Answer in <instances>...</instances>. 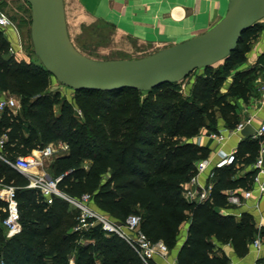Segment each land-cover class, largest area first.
<instances>
[{"label":"trees","instance_id":"1","mask_svg":"<svg viewBox=\"0 0 264 264\" xmlns=\"http://www.w3.org/2000/svg\"><path fill=\"white\" fill-rule=\"evenodd\" d=\"M262 27L256 22L245 30L220 69L204 68L205 75L195 80L203 85L199 103L191 98L168 101L177 98L171 87L174 82L155 87L143 99L136 95L141 91L133 88L76 90L83 97L81 103L91 106L85 109L83 121L75 119L66 102L53 117L52 107L60 94L48 92L51 74L43 65L11 53L0 29V88L18 98L27 119L12 110L0 115V137L4 136L0 153L14 160L53 141L66 143L68 150L50 163L54 177L63 174L58 188L72 196L89 189L93 205L118 221L131 213L139 215L141 230L153 241L162 240L169 250L187 221L178 264H227L229 259L218 253L216 242L230 243L239 256L246 255L258 233L253 215L242 212L236 218L220 213L219 208L230 207L222 190L250 186L253 170L236 178L231 172L238 170L236 163L254 162L259 140L242 141L235 163L217 170L211 198L194 203L183 197V184L194 173V162L207 157L209 149L177 138H191L202 127L216 130L219 116L229 127L236 125L232 100L252 93L257 71H235L228 91L216 90L227 73L244 62V53ZM123 91L132 96L119 98ZM154 118L161 122H153ZM86 160L88 167L83 165ZM0 183L15 187L21 222V230L11 237L0 227V264H70L71 256L73 264H143L115 234L107 236L98 228L73 231L78 212L58 196L48 203L38 189L28 186L27 174L2 159ZM260 262L264 264V259Z\"/></svg>","mask_w":264,"mask_h":264},{"label":"water","instance_id":"2","mask_svg":"<svg viewBox=\"0 0 264 264\" xmlns=\"http://www.w3.org/2000/svg\"><path fill=\"white\" fill-rule=\"evenodd\" d=\"M34 54L47 72L72 90L150 91L224 60L243 32L264 19V0H228L224 16L206 31L139 58L96 59L79 51L67 26L65 0H27ZM248 123L240 131L250 136Z\"/></svg>","mask_w":264,"mask_h":264},{"label":"built area","instance_id":"3","mask_svg":"<svg viewBox=\"0 0 264 264\" xmlns=\"http://www.w3.org/2000/svg\"><path fill=\"white\" fill-rule=\"evenodd\" d=\"M9 26H13V22L4 12L0 11V29H5ZM260 77L258 99L261 103H264V67H262ZM19 105V100L15 95L0 88V115L5 110L14 111V108ZM251 120V117L240 120L233 127L232 132H240L246 124L251 123ZM207 137L217 143H222L225 141L227 135L217 130H210L207 132ZM251 138L259 140V150L257 157L251 164L253 174L250 186L222 190L226 202L230 207H223L221 211L224 214H233L236 217H240L242 212L231 213L227 210L249 206L248 203L251 199L256 197V201L249 206V208L258 211L255 221L258 233L253 239L251 247L257 252H261L264 250V235H262V231H264V214L260 211L259 201L264 197V122L254 129ZM3 140L4 136L0 137V146ZM60 149L67 150L68 145L61 142ZM55 151L56 149L53 147V144L48 143L42 149L38 150L39 155L31 152L27 155L17 156L14 160H9L0 153V159L27 174L29 177L28 186L38 189L48 203L52 201L53 196H58L66 200L69 206L78 212L77 222L73 226V231L83 232L98 228L107 236L115 234L133 249L143 264H157L155 257H166L169 254V248L162 240L153 241L141 230L139 215L131 213L124 221H118L109 214L96 208L92 203V195L90 193L83 192L79 196H72L60 190L58 188V182L63 177V174L56 177L48 176L45 171L31 174L33 167H39L41 165L40 157L51 156ZM237 151L236 148L230 151L219 149L216 152L215 159L208 156L197 159L194 162V173L183 184L182 195L185 200L194 203H202L209 200L214 189L217 170L223 166L235 163ZM60 154L62 153L58 155ZM0 227L4 229L8 237L17 234L21 230L20 212L15 196V187L1 183ZM69 263H74L73 256L69 258ZM227 264L236 263L230 261Z\"/></svg>","mask_w":264,"mask_h":264},{"label":"crops","instance_id":"4","mask_svg":"<svg viewBox=\"0 0 264 264\" xmlns=\"http://www.w3.org/2000/svg\"><path fill=\"white\" fill-rule=\"evenodd\" d=\"M78 7L87 14V16L97 19L102 18L116 25L119 31L131 33L141 40L153 41L156 43L174 44L198 35L215 23H217L226 13L228 0H75ZM15 26H9L3 31L4 36L10 43V51L16 57L21 55V46L17 41V33ZM247 61L236 69L243 71L255 69V65L260 59H264V27L259 31L257 37L253 40L249 51L247 52ZM22 56V55H21ZM17 57L19 59H25ZM26 60V59H25ZM28 61V60H27ZM264 65V63L261 64ZM261 74V73H260ZM260 74L257 76L255 88L252 93L248 94L247 98L241 97L232 100L236 103V114L238 122L242 119L251 117V125L257 128L264 122V103L258 99V86L261 81ZM231 82V81H230ZM230 82L227 83L223 91L230 87ZM237 124V123H236ZM233 127H229L223 117L219 116L216 123V130L227 135L222 143H217L207 137V132L210 131L204 128L199 134L193 137V141L208 147V157L216 158V152L219 149L230 151L234 148L238 150L240 143L250 136H243L240 132H232ZM66 152V151H65ZM64 152V153H65ZM62 153V154H64ZM89 166V162L83 164ZM238 167L234 178L244 175L245 172L252 170L251 165H243L236 163ZM50 176L49 174H47ZM203 179V176H202ZM256 197L248 203H254ZM249 206L242 208H231L227 211L231 213L249 212L253 215L256 221L258 211ZM219 208V212L222 213ZM259 208L264 214V197L259 201ZM236 217V216H235ZM239 218V217H236ZM189 223L186 222L181 226L177 243L175 247L169 250L166 257H155L157 264H178L177 255L181 245L186 239ZM220 249L218 253L226 255L230 261L236 264H261V252H257L251 246L246 255L239 256L230 243L221 244L216 242Z\"/></svg>","mask_w":264,"mask_h":264},{"label":"rangeland","instance_id":"5","mask_svg":"<svg viewBox=\"0 0 264 264\" xmlns=\"http://www.w3.org/2000/svg\"><path fill=\"white\" fill-rule=\"evenodd\" d=\"M65 10L68 31L73 44L79 51L89 57L96 59L139 58L157 51L160 48L169 46V44L164 45L161 42L156 43L153 41L141 40L131 33L119 31L116 25L102 18H91L78 7L75 0H65ZM0 11L4 12L13 22V27H16L14 29L17 33V41L21 46L20 51L22 53L21 55L24 56L23 58L26 60H32L35 63L42 65L39 58L34 54L33 51V45L30 37L31 9L27 0H0ZM258 25L264 26V19L259 20ZM252 43L253 40L251 41L250 46ZM249 49L244 53L245 60L243 64L247 61V52ZM21 55H18L17 57H22ZM222 63L223 61H219L213 64L212 70L220 69ZM262 63H264V59H260L257 65H255L257 75L260 74L262 67H264V65L261 67ZM239 66L231 69L227 73L223 84L217 88L216 92L218 91L226 93L228 91L229 88L226 91H223V89L228 82L231 81L230 85L232 84L234 73ZM203 75H205V69L199 68L194 70L183 80L174 82L171 87L176 91L177 98H169L168 101L173 103L178 101L177 99L191 98V100L199 103L198 94L200 93L203 85L202 83L196 84L195 80L198 76ZM48 92L51 95L56 92L60 94L59 100L52 107L53 117H56L60 114V106L62 103L66 102L71 106V112L75 119L79 121L84 120L85 109L90 108L91 106L83 105L81 103L83 99L81 95L75 93V91L71 88L59 83L52 75H50V85L48 87ZM136 95L140 97V99H143L148 96V91H141ZM130 96H132L130 92L123 91L118 97L123 98ZM164 101L166 100L164 99ZM103 109L104 108H101L100 111H103ZM14 113H18L24 121H27L23 115L20 105L14 108ZM152 121L155 123L161 122V120L156 118H154ZM65 123H67V120H65ZM203 130V127L200 128L197 134ZM196 135H193L191 138L180 136L177 139L180 142L193 141V137ZM60 143L61 141L50 142V144H53V147L56 149V151L51 156L40 157L41 165L38 168H35V170H32L31 174L45 171L51 177L55 176L52 169H50V163L59 153H64L68 150L60 149ZM32 153L39 155L37 149L33 150ZM87 162L88 161L86 160L83 164H86ZM236 173L237 171L231 172V176H234ZM84 192L91 193L89 189L84 190ZM186 222H184L182 226H184ZM261 259H264V251H262Z\"/></svg>","mask_w":264,"mask_h":264},{"label":"bare ground","instance_id":"6","mask_svg":"<svg viewBox=\"0 0 264 264\" xmlns=\"http://www.w3.org/2000/svg\"><path fill=\"white\" fill-rule=\"evenodd\" d=\"M35 168H38V166H36V167H33V168H32V170H35Z\"/></svg>","mask_w":264,"mask_h":264}]
</instances>
